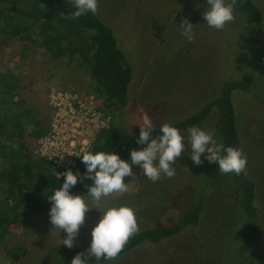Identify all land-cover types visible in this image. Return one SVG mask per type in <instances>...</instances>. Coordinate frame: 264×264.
<instances>
[{
    "label": "rangeland",
    "instance_id": "rangeland-1",
    "mask_svg": "<svg viewBox=\"0 0 264 264\" xmlns=\"http://www.w3.org/2000/svg\"><path fill=\"white\" fill-rule=\"evenodd\" d=\"M256 2L264 18V0ZM28 5L27 0H19L17 8L25 13ZM203 8L204 0H97L96 12L113 29L132 70L127 104L114 115L118 129L138 132L139 127L153 128L182 120L216 97L223 79L236 71L246 74L251 70L252 61L244 54L248 48L246 38L238 32L247 19L233 9V20L217 30L204 24ZM185 18L194 26L190 41L179 29ZM261 37L264 39V30ZM5 47L0 61H18L26 81L31 83L27 97L42 111L44 122L49 123L48 96L53 88L99 102L97 85L76 61L65 56L56 58L29 43L23 46L15 38H9ZM255 82L242 93L236 92L234 102L249 176L257 187L255 204L264 236V72ZM213 122L214 110L197 127L214 134ZM36 145L37 142L32 145L35 150ZM188 152L186 148L176 159L171 177L161 175L153 182L142 175L137 165H130L133 176L123 178L128 183L126 191L101 197L97 205L85 196L94 209L85 213L72 247L86 252L90 230L100 212L114 204L131 207L141 230L176 221L189 202L202 197L205 210L197 226L198 240L194 231L186 230L157 244L147 243L108 264H224L228 244L239 246L237 238H231L236 219L235 187L230 173H220L215 162L204 160V154L203 163L195 165ZM72 194L84 195L86 191ZM48 210L20 215L3 230L0 264H58L52 248L65 234L52 229ZM262 242L259 248L249 250L256 264H264V238ZM16 246L24 253L20 260L12 261L6 250ZM231 257L235 264L248 263L244 255L237 260Z\"/></svg>",
    "mask_w": 264,
    "mask_h": 264
},
{
    "label": "trees",
    "instance_id": "trees-1",
    "mask_svg": "<svg viewBox=\"0 0 264 264\" xmlns=\"http://www.w3.org/2000/svg\"><path fill=\"white\" fill-rule=\"evenodd\" d=\"M27 1L29 5L22 13L17 8L19 0H0V52H5L9 38H15L23 46L29 43L56 58L65 56L76 61L89 73L99 89L98 108L110 116L108 125L94 138L89 151H115L122 159H127L130 150L143 145L135 142L139 131H123L114 124L115 113L127 104L132 70L117 44L113 29L98 12L73 18L71 0ZM233 9L248 21L238 32L246 38L248 48L244 54L252 61L251 70L246 74L236 71L235 75L223 79L216 97L205 101L194 114L170 125L184 134L189 127L201 124L214 110V139L225 146L241 148L246 157L234 95L254 85L257 76L264 72V39L261 37L264 18L256 0H234ZM30 86L18 61H0V237L4 236V231L16 217L47 211L50 202L46 197L63 180V177L56 178L55 166L36 154L32 147L48 133L49 125L44 122L37 105L30 104L27 97ZM151 129L153 136L158 135L159 127ZM246 160L245 170L240 175L230 173L236 202L231 238H237L239 246L236 248L235 244H228L229 253L224 264H235L230 259L231 255L236 256V260L244 255L248 259L247 264H256L249 250L259 248L263 243L260 213L255 204L257 187L249 176L247 157ZM77 170L84 172V165L80 161L73 172ZM90 183L89 180L84 181V184ZM69 191L87 190L78 181ZM204 206L202 197L194 203L189 202L176 221L139 229L128 238L114 258L105 260L101 257L97 261L88 257L87 264H108L147 243L157 244L186 230L194 231L193 236L198 240L197 226L203 217ZM52 252L58 264H70L77 253L87 254L80 248H67L63 244L55 245ZM23 253L24 249L17 246L6 250L12 261L20 260Z\"/></svg>",
    "mask_w": 264,
    "mask_h": 264
},
{
    "label": "clouds",
    "instance_id": "clouds-1",
    "mask_svg": "<svg viewBox=\"0 0 264 264\" xmlns=\"http://www.w3.org/2000/svg\"><path fill=\"white\" fill-rule=\"evenodd\" d=\"M233 4L234 0H204V24L217 30L222 29L234 18ZM71 6V16L79 18L89 13L95 14L97 0H71ZM179 29L185 39L190 41L193 38L194 26L186 18L180 21ZM186 131L187 135L182 136L178 128L163 123L159 126L158 135L153 136L150 127H139L135 142L143 147L130 150L127 159H122L115 151H87L78 156L84 165L83 173L79 170L73 172L71 169L57 172L63 180L46 199L50 202L47 215L52 229H58L59 234L63 230L65 234L62 240L59 238V246H73L85 213L94 209L85 196L91 198L93 205H97L101 197L126 191L128 183H124L123 178L133 176L130 165H137L144 177L155 182L161 175L171 177L175 174L172 165L187 148L190 149L187 155L195 165L203 163L201 155L204 154V160L208 163L215 162L220 173L240 175L245 170L247 160L241 148L218 143L212 132L199 127L192 126ZM85 180L91 183L84 184ZM78 181L86 188V194L75 195L69 191ZM137 230L131 207L114 204L105 208L90 230L87 254L77 253L70 264H87L88 257L97 261L101 257L105 260L114 258Z\"/></svg>",
    "mask_w": 264,
    "mask_h": 264
},
{
    "label": "built area",
    "instance_id": "built-area-1",
    "mask_svg": "<svg viewBox=\"0 0 264 264\" xmlns=\"http://www.w3.org/2000/svg\"><path fill=\"white\" fill-rule=\"evenodd\" d=\"M49 130L36 145V154L55 166L54 174L71 169L79 155L90 150L94 138L104 129L110 116L98 108L94 98L68 90L51 89Z\"/></svg>",
    "mask_w": 264,
    "mask_h": 264
}]
</instances>
